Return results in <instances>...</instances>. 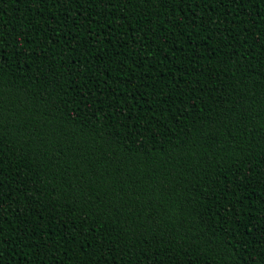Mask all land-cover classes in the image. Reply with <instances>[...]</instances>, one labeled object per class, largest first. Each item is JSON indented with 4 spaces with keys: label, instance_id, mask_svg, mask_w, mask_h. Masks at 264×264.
I'll use <instances>...</instances> for the list:
<instances>
[{
    "label": "trees",
    "instance_id": "16d2710c",
    "mask_svg": "<svg viewBox=\"0 0 264 264\" xmlns=\"http://www.w3.org/2000/svg\"><path fill=\"white\" fill-rule=\"evenodd\" d=\"M0 264H264V0H0Z\"/></svg>",
    "mask_w": 264,
    "mask_h": 264
}]
</instances>
